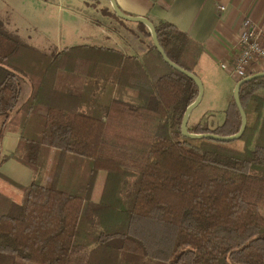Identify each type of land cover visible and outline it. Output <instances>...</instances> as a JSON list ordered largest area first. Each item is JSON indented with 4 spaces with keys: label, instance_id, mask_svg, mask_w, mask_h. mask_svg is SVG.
Returning <instances> with one entry per match:
<instances>
[{
    "label": "trees",
    "instance_id": "1",
    "mask_svg": "<svg viewBox=\"0 0 264 264\" xmlns=\"http://www.w3.org/2000/svg\"><path fill=\"white\" fill-rule=\"evenodd\" d=\"M138 26L143 52L128 66L115 47L47 53L0 28V121L43 119L40 137L23 131L4 156L34 176L24 204L0 190V264H264V77L241 87L247 127L239 139L186 137L182 121L198 85ZM155 27L167 56L198 76L204 44L171 22ZM258 61L236 83L259 73ZM25 78L32 93L21 105ZM241 124L232 95L221 124L188 129L231 136ZM44 148L86 164L81 180L66 182L74 190L42 184Z\"/></svg>",
    "mask_w": 264,
    "mask_h": 264
},
{
    "label": "crops",
    "instance_id": "2",
    "mask_svg": "<svg viewBox=\"0 0 264 264\" xmlns=\"http://www.w3.org/2000/svg\"><path fill=\"white\" fill-rule=\"evenodd\" d=\"M71 1L74 0H0V28H3L8 34L18 36L21 40L38 49L40 48L36 45L39 44L35 42L43 38L48 42V49H44L45 52L56 53L65 48L61 47L63 43L57 44L55 48L49 42L59 40V31L61 33L64 32V30L60 28V30L58 29L59 31L54 29L51 32L47 28V25L51 23L52 19L54 22L55 20L57 21V17L59 21V18L64 16V10L69 11L67 13L68 16L72 15V11L63 5L65 3L69 4ZM77 1L84 2L85 5L88 6L94 5L100 12V8L102 10L106 8L113 10L112 5L108 0H96L99 2H96L95 0ZM116 2L120 9L129 16L146 17L152 21L154 25L158 24L160 21L171 22L179 29L189 33L196 40L202 42L205 49L197 66L198 76L201 78L199 75L200 72L209 73V71L217 68L228 71L230 74L232 73L231 84L223 90L227 102L225 110L227 109L238 78V75L233 71V65L239 47L240 34L243 30V24L246 19L252 21L257 29L258 35L264 41V0H116ZM58 11L62 12L57 15ZM104 15L103 17L106 19H108L107 17L110 18V16L116 20H118V18L121 19L116 15L114 10V16L107 12H105ZM119 21L121 20H118V22ZM104 24L110 23L107 21L106 23L102 22L101 27ZM131 25H135L139 32L143 34L138 26V22H132ZM130 29L129 26L127 30L130 31ZM99 32L100 34L102 33L105 35L104 29L100 28ZM49 34L57 35L54 39L51 38ZM138 41L139 40L136 38L131 43H128L127 47L131 50L138 49L139 53H137V55H140L143 52V48L142 44H138ZM59 42H61V39ZM116 45V47H113L120 48L125 52V50L117 43ZM40 50L43 49L41 48ZM222 65H225L226 67L223 68ZM125 70L124 67L122 74L125 73ZM255 70L264 72V60L256 63ZM31 93L32 84L25 78L22 87L21 105L28 100ZM209 106L212 108L211 110H214L213 102L209 103ZM40 112L44 115L47 112V109L43 107ZM33 118V116H10L8 119L0 121V133H5V139L0 140V159L1 153L4 152V156H9L16 150L22 132L31 129L28 125L33 121ZM21 124L26 128H21ZM18 128L22 129L19 133L16 131ZM40 129L41 127L38 130L40 131ZM29 134H36V132H30L28 135ZM2 147H5V151L1 150ZM11 161L14 163L18 162L13 158ZM20 164L15 167L24 171L20 167L25 165L21 164L23 165L21 166ZM5 176L8 177L7 175ZM0 178L3 179L2 177ZM12 182L14 183V181ZM14 184L18 183L15 182ZM9 196L19 202L16 197L12 195ZM23 200L26 201L25 196Z\"/></svg>",
    "mask_w": 264,
    "mask_h": 264
},
{
    "label": "rangeland",
    "instance_id": "3",
    "mask_svg": "<svg viewBox=\"0 0 264 264\" xmlns=\"http://www.w3.org/2000/svg\"><path fill=\"white\" fill-rule=\"evenodd\" d=\"M67 1V0H64ZM91 1V0H89ZM96 1V0H95ZM99 2V1H96ZM63 4V3H62ZM97 4V3H96ZM65 7L69 8L72 11V15H67L69 12L68 10H64L61 18L57 17V21H51L47 28L49 31H53L54 29L64 30V32L59 31V40L57 41H50L53 47L56 48V45L59 43H63L61 47H66L72 44H93V45H106V46H117L116 43L125 50L126 55L128 58L125 61L126 66L130 63V57L133 55H137L139 53L138 49L131 50L127 47L128 43H131L136 38L138 44H142L140 42V37L142 38V34L139 32L135 25H131L132 22L126 21L125 19L118 22V20L113 19L111 16L110 18L103 17L105 12L113 15V10L106 8V9H99L98 11L94 5H85L84 2L81 1H71L69 4H63ZM68 5V6H66ZM62 12L58 11L57 15ZM66 14V15H65ZM105 16V15H104ZM109 22L110 24H104L101 27V23ZM130 23V24H129ZM112 26V27H110ZM130 26V31L127 30ZM102 28L105 30V35L102 33L100 34L99 29ZM3 30V28H1ZM5 31V30H4ZM57 35V34H56ZM53 34H49L51 38L55 39ZM61 39V42H59ZM33 43V42H31ZM39 45H36L40 49H48V42L43 38L37 40L35 42ZM126 43V45H125ZM120 49V48H118ZM121 50V49H120ZM45 51V50H44ZM123 51V50H122ZM136 53V54H135ZM127 69V68H126ZM205 86V96L201 103L193 110L192 114L190 115L188 126L192 127L196 125V123L201 122L204 123L212 128L216 127L217 125L221 124L224 120L225 116V108H226V97L224 95L223 90L228 87L232 82V73L230 74L228 71L222 69H215L209 71V73H201L199 74ZM24 95V93H23ZM21 101V100H20ZM214 103V110L209 106V103ZM26 110L24 111V114ZM33 121L29 123L28 127L31 129L26 131V134L30 132H36V134H29L30 136H34V138H38L39 128L43 125V119H40V116H33ZM40 117V118H39ZM21 124V128H22ZM21 128L16 129L19 133L22 131ZM5 139V133H0V140ZM1 150L5 151V147H2ZM2 151V152H3ZM4 153V152H3ZM1 153L0 162V172L8 177V181L3 180L0 178V190L8 195H12L16 197V199L21 203L24 204L25 201L24 196L26 197V188L30 186L33 181V171L19 162H12V158H4V155ZM4 158V159H3ZM10 159V160H9ZM73 163L72 165L70 163ZM20 164L23 167L21 171L15 166H19ZM40 165V172L44 177L40 178L43 185H49L54 188L62 187L63 189H70L74 190L77 185L66 184L73 179V183L76 181L81 180V177L87 173V166L86 164L76 163V161L66 152H60L59 155H55L53 149L44 148L42 155L40 156L39 160ZM54 167H58V172L51 176V171ZM26 168V169H25ZM75 178V179H74ZM104 178V173H100L97 184L101 189L102 180ZM12 181L18 183L14 184ZM48 181V182H47ZM101 183V184H100ZM69 191V190H68ZM114 193V189L112 194ZM24 201V202H23Z\"/></svg>",
    "mask_w": 264,
    "mask_h": 264
},
{
    "label": "water",
    "instance_id": "4",
    "mask_svg": "<svg viewBox=\"0 0 264 264\" xmlns=\"http://www.w3.org/2000/svg\"><path fill=\"white\" fill-rule=\"evenodd\" d=\"M108 1H110L112 8H113L114 12L116 13V15L119 16L121 19L145 24L148 27L149 31L151 32L153 42H154L155 46L157 47L158 51L163 56L165 62L168 63L173 68H175L177 71H179V72L187 75L188 77H190L198 85L199 95H198L197 99L187 107L185 114H184V117H183L182 126H181L183 135L186 137H189V138H193V139L209 138L212 140L224 141V142H230V141H234V140L239 139L243 135V133L247 127V115H246V112L243 108L241 98H240L241 87L243 84H245L246 82H248L250 80L260 78V77H264V72H259V73H256L254 75L247 76V77L239 80L234 87L233 97H234V100H235V102L239 108V111H240L241 117H242L241 128L236 134L231 135V136H220L217 134L191 133L188 129V122H189V118H190V115L192 114L193 110L201 103V101L203 99L204 91H205L203 81L201 80V78L199 76H197L196 74L191 73L188 70L177 65L175 62H173L167 56V54L165 53L164 49L162 48V46L159 42L157 30H156V27L152 21H150L148 18L143 17V16H129V15L125 14L120 9L116 0H108Z\"/></svg>",
    "mask_w": 264,
    "mask_h": 264
},
{
    "label": "built area",
    "instance_id": "5",
    "mask_svg": "<svg viewBox=\"0 0 264 264\" xmlns=\"http://www.w3.org/2000/svg\"><path fill=\"white\" fill-rule=\"evenodd\" d=\"M239 47L235 56L233 71L238 76L244 75L256 60H264V41L258 35L251 20H245L239 38ZM225 68V65H222Z\"/></svg>",
    "mask_w": 264,
    "mask_h": 264
}]
</instances>
